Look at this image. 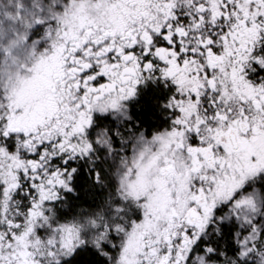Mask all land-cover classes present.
<instances>
[{
  "label": "snow or ice",
  "instance_id": "obj_1",
  "mask_svg": "<svg viewBox=\"0 0 264 264\" xmlns=\"http://www.w3.org/2000/svg\"><path fill=\"white\" fill-rule=\"evenodd\" d=\"M0 264H264V0H0Z\"/></svg>",
  "mask_w": 264,
  "mask_h": 264
}]
</instances>
